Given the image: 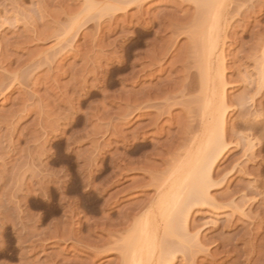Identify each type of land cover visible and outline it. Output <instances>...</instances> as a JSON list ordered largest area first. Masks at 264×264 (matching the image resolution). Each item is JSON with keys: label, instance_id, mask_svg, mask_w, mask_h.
Instances as JSON below:
<instances>
[{"label": "rangeland", "instance_id": "374dc122", "mask_svg": "<svg viewBox=\"0 0 264 264\" xmlns=\"http://www.w3.org/2000/svg\"><path fill=\"white\" fill-rule=\"evenodd\" d=\"M195 1L0 0V264H118L223 85L209 200L161 245L171 264H264V0L219 2L212 58Z\"/></svg>", "mask_w": 264, "mask_h": 264}, {"label": "bare ground", "instance_id": "6f19581e", "mask_svg": "<svg viewBox=\"0 0 264 264\" xmlns=\"http://www.w3.org/2000/svg\"><path fill=\"white\" fill-rule=\"evenodd\" d=\"M195 2H198V3L202 2L203 4L207 6L205 7L206 14L205 15L203 14L205 18L201 21V26H202V29L205 30L204 32L206 33L205 35L206 37H203V35H201L203 32L202 30L199 33V35L204 38V39H201L200 37V41L204 40L205 43L201 42V44L203 43L204 45L202 44L203 46H201L200 44L199 47L205 49V53L207 54V57L208 56L210 57L211 55L210 53L214 52L213 50L218 52L220 49V48L218 49L217 47L218 45L217 41H219L217 40V38L220 37V36L217 37V32L218 33L221 32V28H219L220 27L219 18H221L222 15L220 16L219 11H222V10H220L218 6H220V8L223 9L224 7L223 6H222L223 8L221 7L223 1L222 0H197ZM219 2L221 3V5ZM208 6H210L209 7L210 15L207 17L206 15L208 11L207 10ZM205 8H204V11H205ZM218 29H220V31H218ZM196 47L198 48V43ZM216 47H217V50H216ZM201 50L202 49H200V51ZM219 53L221 54V52ZM220 54H219V57H220ZM262 66L264 67V65ZM262 66H261L262 71L261 70L259 71V73L261 72L260 77H261V74H263V69H264ZM218 68H220V65ZM221 74H222V71H221ZM202 82H203V79H202ZM202 85L200 83L201 87H203ZM223 86H219L216 89L213 87L209 94L205 93L207 95L206 98L204 97L205 103H204L203 109L205 108L206 111L212 114L211 116L208 113L215 122L213 123L211 122L212 123V124L210 123L211 125L204 124V127L202 128L203 130H201L202 133L199 134L200 136L196 140L197 142L196 141H195L196 143L194 142L195 144H193V146L189 148L190 150L188 149L187 151L186 149L185 155L184 154L182 155L184 157H182V160L178 162L180 164L177 166V169L175 170L176 173L174 172L175 175L170 173L168 174V176L166 175V177L163 178L164 180L162 179L160 181L161 182L159 183L160 185L158 183L154 185L155 186L154 191L156 192L154 194L156 196L155 198L156 200H153L154 202V204H152L153 208L151 207L152 208L151 210L150 209L147 210L148 208L145 207V209L147 208L146 209L147 212L144 213L141 218L137 216L140 219L137 222H135L134 221L135 219H134L133 222L135 223L133 225L132 224L128 225L130 226V228L127 226L129 232L127 231L125 235L123 234L125 237L123 238V236H121L120 238L121 241L120 240H119L120 242L118 240L116 241L117 243H119V245L114 242L115 247L117 248L118 246L117 250L115 247H113L114 250L117 251L118 253L120 252V255L118 254L119 255L118 264H166V263L171 264L172 259H173L172 258L173 251H172V245H171L172 241L170 240H169L170 242L168 241V244L171 245L170 247L169 245L166 246L167 240H165L164 245L166 247L168 246L169 247L168 248L164 247L165 249L164 250L161 245L162 244L161 240L162 239L164 240L166 236L167 237L172 236L173 231L174 232L176 231L177 233H179L180 228L178 226H180L181 219L183 220V223L186 222L184 221L185 220L184 217H186L185 213L188 210H190L192 205L194 206L195 204H198V203L199 204L204 203L205 199L209 198L207 194L208 193L207 190L210 187V185H213V183H211L213 180L211 181L212 178L210 179L211 165L214 164L216 158L218 159L220 157L219 156L220 154L222 155L221 153L222 150L226 148V146L224 147V145L226 144H224V141H223L224 139H223V134H222V129L224 127V120H225V114H224L225 111H223L224 110L223 101L225 97V93H224L225 89ZM201 89H203L204 91V88H201ZM203 91H200V92L203 93ZM214 96H217L220 99V102L218 104H216L217 102L215 103V105L217 106L212 105V100ZM172 175L174 176L173 178H172ZM182 192H183L184 198L181 197ZM179 197L182 198L181 201L178 199ZM141 209L139 213L142 211ZM157 210H160V216L156 214ZM188 213L189 212H187V214ZM181 216H183V218ZM156 217L158 218V220L162 219L161 222H164V224L162 223V225H164V229L162 230L163 232L161 231L163 234L160 232L163 226L159 227L160 224L158 220H157L158 224H156V219H157ZM158 227H159V231H157ZM180 227L183 228L182 222H181ZM125 229L124 231H126ZM164 233L166 234V236ZM157 234L161 235V236L159 235L161 237L160 239L158 238ZM157 249L159 250L161 249V251L163 252L160 253L159 251H157L159 252L157 253V255L158 254L159 255L154 257V253Z\"/></svg>", "mask_w": 264, "mask_h": 264}]
</instances>
